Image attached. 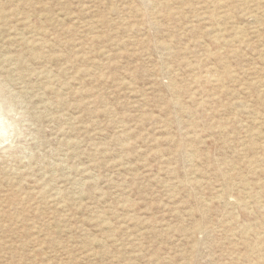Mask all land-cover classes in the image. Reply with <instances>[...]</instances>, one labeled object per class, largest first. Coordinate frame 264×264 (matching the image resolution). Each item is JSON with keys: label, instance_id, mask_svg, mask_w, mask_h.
<instances>
[{"label": "rangeland", "instance_id": "1", "mask_svg": "<svg viewBox=\"0 0 264 264\" xmlns=\"http://www.w3.org/2000/svg\"><path fill=\"white\" fill-rule=\"evenodd\" d=\"M263 43L264 0H0V264H263Z\"/></svg>", "mask_w": 264, "mask_h": 264}, {"label": "bare ground", "instance_id": "2", "mask_svg": "<svg viewBox=\"0 0 264 264\" xmlns=\"http://www.w3.org/2000/svg\"><path fill=\"white\" fill-rule=\"evenodd\" d=\"M221 2V1H220ZM218 3V2H217ZM222 4V3H221ZM251 5V4H250ZM222 7V6H221ZM248 8V7H247ZM260 9V8H259ZM230 14V13H229ZM231 15V14H230ZM230 16H228V18H229ZM221 24H222V22H221ZM238 28V27H237ZM233 29H235L234 27H233ZM243 30V29H242ZM257 33V32H256ZM243 34V33H242ZM234 36V35H233ZM240 37V36H239ZM204 38V37H203ZM241 43V42H240ZM264 44V43H263ZM219 46H220V44H219ZM259 47V46H258ZM208 48H209V46H208ZM221 50V49H220ZM208 71V70H207ZM248 71V70H247ZM207 73V72H206ZM237 74V73H236ZM207 75H209L208 73H207ZM235 91V90H234ZM237 92V91H236ZM238 95V94H237ZM15 97V96H14ZM245 104V103H244ZM244 106V105H243ZM202 108V107H201ZM35 111V110H34ZM1 120V119H0ZM2 124V123H1ZM1 129V128H0ZM259 136V135H258ZM253 147H255V146H253ZM263 149V148H262ZM256 150V149H255ZM257 153V152H256ZM192 154V153H191ZM189 157V156H188ZM253 159V158H252ZM264 160V159H263ZM257 160H249V161H247V163H246V166L248 165L250 168L251 167H253L255 164H257ZM245 164V163H244ZM262 165H264V164H262ZM258 166H260V165H258ZM245 167V166H244ZM261 167V166H260ZM259 167V168H260ZM258 168V169H259ZM262 168H264V167H262ZM262 170V169H261ZM241 171V170H240ZM256 171V170H255ZM237 172V171H236ZM249 172V171H248ZM253 172V171H252ZM220 173H222V172H220ZM252 174V173H251ZM245 175V174H244ZM254 173H253V177H254ZM257 175V174H256ZM239 176V175H238ZM244 177V176H243ZM242 178V177H241ZM257 178V177H256ZM232 181V180H231ZM238 181V180H237ZM240 181V180H239ZM259 181H260V179H259ZM191 182V181H190ZM253 182V181H252ZM227 184H229L230 185V183L228 182ZM237 184V183H236ZM229 185H228V187H229ZM235 186V185H234ZM253 186V185H252ZM252 188V187H251ZM248 191V190H247ZM260 191V190H259ZM218 192V191H217ZM255 193H257V191L255 192ZM216 194H218V193H216ZM221 195V194H220ZM220 197V196H219ZM217 199H219V198H217ZM212 200V199H211ZM230 200V199H229ZM245 200H247V199H245ZM209 201V200H208ZM234 201V200H233ZM236 201V200H235ZM260 203V202H259ZM208 204V203H207ZM258 204V203H257ZM243 205V204H242ZM261 209V208H260ZM251 210V209H250ZM224 213V212H223ZM263 214V213H262ZM223 216V215H222ZM236 216V215H235ZM235 216H234V218H235ZM261 223V222H260ZM263 223V222H262ZM261 223V224H262ZM243 229V228H242ZM231 230V229H230ZM239 232V231H238ZM204 233V232H203ZM242 233H244V234H247V235H253V238H254V236H256L257 235V233L254 231V230H252V231H250V230H246V229H244L243 231H242ZM256 233V234H255ZM262 234V233H261ZM260 236V235H259ZM256 238V237H255ZM247 239H251V238H247ZM254 240V239H253ZM246 242H247V244L249 245V246H252V247H254V246H256L257 244H258V247L259 248H261L262 246L260 245V243L262 242H251V240H246ZM264 243V242H263ZM248 249H250V248H248ZM247 253V252H246ZM260 253V252H259ZM258 254V253H257ZM238 256V255H237ZM237 259H238V257H237ZM262 259H263V264H264V253H263V255H262ZM214 260V259H213ZM210 261V260H209ZM190 262V261H189Z\"/></svg>", "mask_w": 264, "mask_h": 264}]
</instances>
